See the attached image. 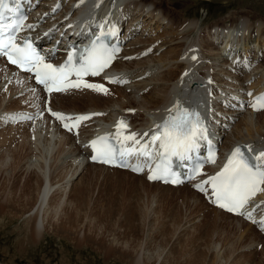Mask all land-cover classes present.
I'll use <instances>...</instances> for the list:
<instances>
[{
    "label": "rangeland",
    "instance_id": "1",
    "mask_svg": "<svg viewBox=\"0 0 264 264\" xmlns=\"http://www.w3.org/2000/svg\"><path fill=\"white\" fill-rule=\"evenodd\" d=\"M119 2H123V0H119ZM155 7L157 8L156 19L163 13L172 22V25L168 26L169 28L165 29L161 24L155 28L154 36H160L163 42L160 43L162 45L157 54L151 57H148L150 54L147 56L149 60H153L154 57L153 61L155 62L149 61L150 64H146L150 67L151 64L157 63V73H161L165 69H173L172 63L183 61L181 54L188 45V48L191 47L190 43H196L202 54L210 53L212 55H208L210 58H216V52L212 48L215 47L214 49L217 51V48L222 47L223 42L216 39L214 33L216 28L213 32H209L210 40H214L215 43L211 44L212 47L209 46V40H206V35H204L206 27L218 25L221 26L218 27L219 29L226 24L241 23L249 27V31L250 28H260L264 34V0H147V11ZM149 19L153 18L149 17ZM155 25L156 23L151 25V28ZM177 41H181V45L178 46L176 43L177 45L171 46V43ZM260 44L262 45L259 48L256 46L254 50L257 55H259L258 50L264 47L263 43L260 42ZM170 49L171 53H165ZM176 53H180L181 60L174 59ZM248 53L252 54V50ZM259 56L264 57V52ZM112 95L114 97L111 98L117 97L116 89ZM72 97L74 98V96ZM97 97L100 98L99 100L95 99L97 102L108 98L99 96V94ZM70 99L67 100L71 106L79 108L78 104L85 105L77 102L74 105L75 101L72 102ZM95 100L93 102H96ZM16 105L12 104L11 107L14 108ZM255 115L248 116L252 118L249 120V129L242 128V133L247 136L248 131L253 130L251 133L255 138L260 139L262 138L259 131L260 121ZM243 116L246 115H242L240 118ZM235 123L226 136H233L232 130L235 129ZM18 126L24 128L25 138L14 142L15 144H11L13 143L11 140L15 139L14 133L0 132V198L13 195L19 199L14 203L15 207H5L6 216L5 214L1 215L0 212V264H175L176 262L173 260L178 261L177 264H189L185 260L195 253L202 256L204 264H230L232 259L238 262L243 259L246 262L240 264H251L250 262L254 263L260 259L262 243L259 244L261 248H256L255 244L252 248L248 246L240 248V250L256 251L255 255H252L251 261H249V254H243L240 258L236 256L237 253L239 254V250L228 253L234 245H232V241H227V238L233 237L234 240L238 233L233 235L222 233L221 235L216 232L212 225L214 212L209 209L207 211L202 204H199V210L194 208L195 211L191 213L190 209L186 207L183 195L181 196V190H187L185 187L179 188L180 190L176 189L177 191H166L162 188L145 185L133 188L131 186L133 178L129 177L128 180L127 175L117 176L118 173L110 172L109 175L106 174V177L103 171L81 167L78 174L71 180L72 182L67 184L66 191L60 192L58 186L65 180L66 172L74 168L73 160L71 162L69 159L72 158V154L68 153V149L58 145L54 149L49 148L47 146L49 137L43 131L42 134H44L40 138L43 144L40 145L41 150L39 145L37 150L32 143L33 138L28 135H31L32 132V130L29 131L30 124ZM52 129L54 130V128ZM263 131L261 129L262 141L264 140ZM42 137L44 138L42 139ZM44 142L47 143L44 144ZM45 153L47 154L46 160L50 165L48 168L50 181L57 185L56 188L54 187L51 199L47 200L48 203L46 202L44 205L45 208L48 206L50 208L48 214L43 212L45 214L43 234L34 240L35 242H31L32 239L29 240L28 233L32 227L31 218L33 215L30 216L27 209L36 202L39 188L42 185V177L41 173L33 167L27 168V164L29 161L35 160L42 162V158H46L43 156ZM95 172H99L100 176L98 173L95 177L89 179L86 177L87 174L91 175ZM23 194L25 195L23 196ZM59 196L61 198L58 200ZM58 203L60 209L57 210V216L50 218L54 212L50 211L51 207ZM59 213L61 214L58 215ZM204 213H210V215L206 214L203 217ZM67 215L70 217L69 220L65 218ZM225 222L226 220L223 218L220 220V224L225 226H223L224 229L228 227ZM125 245L127 248L124 247ZM109 248L110 251H108ZM249 250L245 252H249ZM261 260L263 261V259Z\"/></svg>",
    "mask_w": 264,
    "mask_h": 264
},
{
    "label": "snow or ice",
    "instance_id": "2",
    "mask_svg": "<svg viewBox=\"0 0 264 264\" xmlns=\"http://www.w3.org/2000/svg\"><path fill=\"white\" fill-rule=\"evenodd\" d=\"M102 2L103 0H97L95 7L98 8ZM82 3L84 0H78L76 7ZM59 6L57 4L56 7ZM55 10L54 8L53 11ZM19 11L20 0H0V56L7 58L9 63L16 65L23 72L34 74L36 83L42 85L44 91L48 93L90 89L104 95L109 94V89L104 84L89 83L84 79L86 76H99L111 66L116 52L119 51L104 43L107 36L116 35L114 25L105 31L107 18L104 23L98 25L100 34L89 47L78 56L76 49L69 51L67 59L57 66L46 62L45 57L36 51L29 39L24 38L22 42H17L18 33L22 30L25 19L23 16L16 18ZM27 27L32 28L33 25L29 24ZM192 59L196 60L197 57L192 56ZM106 79L113 84L129 82L121 77H106ZM17 83L24 84V81L17 80ZM208 83H212L211 79ZM31 91L35 97L36 90ZM248 95L252 96V93L249 92ZM250 106L254 111L264 110V93L256 96L250 102ZM45 110L56 120L63 122L62 126L69 132L76 129L77 135L81 122L90 120L92 116L104 115L89 113L73 116L53 111L50 107ZM168 112L169 115L161 123L153 126L151 134L127 132L129 127L127 122L123 118L119 119L115 125L114 135L107 133L98 136L86 145L92 149L90 159L105 165L130 168L133 172H143L147 167L149 172L147 178L150 181L181 183L182 180L171 166L172 160L187 162L192 159V154L201 147L202 142L211 144L209 129L199 111L182 107L178 100ZM38 115L42 117L43 111ZM25 119L32 120L34 117L23 114H8L0 117V120L5 122ZM208 159L215 163L214 153H210ZM157 160L159 162L152 167V162ZM198 172L199 165L193 168L194 174ZM204 185L211 186L213 203L219 208L244 216L253 223L258 222L264 228V217L257 221L253 215L254 210H245L257 193H264L262 187L264 186V151L252 154L251 145L236 146L220 171L195 184L194 187L205 192Z\"/></svg>",
    "mask_w": 264,
    "mask_h": 264
},
{
    "label": "bare ground",
    "instance_id": "3",
    "mask_svg": "<svg viewBox=\"0 0 264 264\" xmlns=\"http://www.w3.org/2000/svg\"><path fill=\"white\" fill-rule=\"evenodd\" d=\"M109 1L110 0H105L102 3L103 4H109ZM125 1L126 0H123V2H125ZM130 2H132V4H136V5L140 6V8L137 7V9H136V10H138L137 11V15H139V16L141 14H145V15H149V16L151 15L152 16L153 13L156 12V10H157V8L155 7V8H151L150 10L147 11V0H130ZM119 8H121V6ZM162 15L164 16L163 13L161 14V16ZM161 16H159V19H158L159 21L164 19V17H161ZM152 18L154 19L155 17L152 16ZM224 26L226 27V29H225ZM224 26L222 28H219V29L217 28L214 31L216 39H218L219 41L223 42L222 47L221 48L219 47L220 49L217 48V46H216L217 51H218L216 58L221 56V53H223V55L225 56V59L229 63H232L237 56H240V51L248 52V51L252 50V53L254 54V57H255L254 60L255 61H259L261 63V65H264V57L257 55V53H254V50H255L256 46H258V48H259L262 45V44H260V42L264 44V36H262V32L263 31L260 28H257V29L254 28L251 31H249V29H248L249 27H247V26H245L244 24H241V23L237 24V25L226 24ZM239 33H242V35H239ZM177 38H179V37H177ZM185 40H187V38ZM168 42H170V41H168ZM182 42L185 44L184 41H182ZM176 43L178 44V46L181 45V41H177V42L171 43V46L173 44L177 45ZM195 44H191L190 45L191 47L188 48L185 52L188 54L189 51L191 49H193L195 51V55H196L198 52H197V46ZM211 44L212 45L215 44L214 40L211 41ZM161 45L162 44H160L158 46V49H160ZM136 50H137L138 53H141V50H138L136 48L129 50V53H132V52H134ZM171 52H172L171 49L165 51V53H171ZM187 54H184V56H182L183 59H184L183 61L182 60L181 61H176V60H178V58L180 56V53H176V55L174 56V59H176L175 60L176 62L171 64V66L172 65L174 66L173 69H165V70L161 71V73H159V75L156 76V77L152 76V77L144 78L143 75L148 70H145V66H141V68H139L135 72V74L138 73L139 75H135L133 77H130L129 80H128L129 82L126 83L124 86H120V87H118V86L113 87L112 86L118 92L117 97H115V98L108 97L105 100H103L104 102L102 101L103 103L100 102V101L97 102V100H95L96 98L98 100L100 99V98L97 97L98 94H99L97 92H92L90 90H82V91H80V90H69L68 92H65V93L53 94L52 95V105L55 108H61V109L67 110V112H78V111H84V110H94L95 111L94 113H103L104 114V115H96L95 116L98 121L100 119H102L103 121H111L112 123L114 122L117 114L123 113L127 109L135 108L136 109L135 113L133 115H130L131 122H132V125H133V129H135V130H146V128H147L148 130H150L151 127L153 129V126L156 125V122L161 120V119L164 120L165 117L169 113L168 112V107L171 104L170 103V98H171V94H172L171 90L174 89L177 92L176 95L178 97V101L180 103H182V102H184L183 95H179V94H182V91H181L182 84L183 83L190 84V83H193V82H199V79L198 78H194V77H196L194 75L202 73L203 70L202 71L198 70L197 72H195L196 70L194 68L192 70V72L191 71H186V73L189 74V77L183 76V74L181 76H179L180 72H182L185 68H187V66H186V61L188 59V55ZM165 58H166V56H165ZM211 59H215V58H211ZM153 60H154V57H153ZM153 60H151V59L149 60L147 58L145 60L135 61V62L133 60L126 61V62H121L120 61V62L115 63L114 66L117 68L118 71L123 70L124 72H126V69L130 68L132 65H142V64L149 63V61H153ZM172 61H173V59H172ZM153 62H155V61H153ZM177 62H179V63H177ZM207 68L209 70L210 68H214V67L213 66H208ZM23 76H24L23 74L18 75L16 77L15 82L17 83V80H21V78H23ZM138 77H140V79H138ZM257 77H258L257 80L261 79V77H259V76H257ZM23 81L26 82L25 79H23ZM242 81H244V79H242ZM36 94L37 95L35 97L33 96V94H25V98L27 97V99L29 101H31V102L34 101V102H36V104L40 103L41 95L38 92H36ZM72 96H74V98ZM99 96H100V94H99ZM3 98L5 99L6 97H3ZM69 98H71V99L73 98L72 102L75 101L74 105L77 102V103L85 104L84 107L83 108H76L74 106H70V107L57 106L56 102L58 100L63 102L64 100H67V99L69 100ZM71 99H70V101H71ZM94 100L96 102H93ZM0 102H1V104H0V106H1L2 105V99L1 98H0ZM17 103H18V99L11 100L10 102L6 103V107H11L12 104H17ZM29 104H30V102L27 104V106H29ZM17 110L18 109H15V108H6V109L0 108V117L6 116L7 113L13 112V111H17ZM234 112L235 111H232L231 114H236ZM253 115H255V114L246 115V116H243V118L238 117V119L240 118V120L237 123H235V129H233L234 131L232 130L233 136H231V135L230 136H225L223 144L224 145L229 144L231 146V144L236 142V141L248 140V141H251V143L254 146H256V147L264 146V140L262 141L263 134L261 133V129L264 130V117H263L264 116V111L259 112V113H257L255 115V117L257 119H259V121H260L259 122L260 123L259 124V126H260L259 127V131H260V134L262 135V138H260V139L259 138H255V136L251 133V132H253V130L252 131L251 130L248 131V135L247 136L242 133V130H243L242 128L245 127L247 129H249V125H250L249 120L252 119V118H249V117H253ZM3 122H5V121L0 120V124H3ZM135 122H137V123L135 124ZM17 125H23V124H17ZM37 125L38 126L36 128L35 127L32 128V132L30 131L31 135L28 134L29 136H31L33 138V142H32V140H31V142L35 145L36 149L38 147H39V149L41 148L40 145H42L43 142L40 140V138H41V135H43L45 133V134H47L46 136L49 137V140L47 141L48 143L46 142L47 146L49 148L52 147V149H54L55 146L58 145V146L63 147L64 149L70 150L71 152H72V150L70 148H72L74 150V152L77 151V156L75 158H74L73 154L71 156L72 160H73L74 168L72 170H70V171L68 170L66 172V174L64 176L65 180L62 183H60V185L58 186V189H60L59 190L60 192H65L66 188H67V184L71 183L72 182L71 180L76 176V174H78V171L81 170V167L83 165L82 163H84L83 156H82L84 148H82V145L80 143H78V144L75 143L76 138H72L70 136L67 137L65 135L57 136L56 131L53 130L52 128L50 130H42V128H45V127L43 126V123H41L40 121L37 122ZM93 126H95V124L91 125L90 129L96 128V127H93ZM252 126H253V124H252ZM88 127H90V126H88ZM90 129H88V130L84 129L83 133L88 132ZM131 129H132V127H131ZM42 131L44 132L43 134H42ZM47 137H46V139H47ZM32 138H30V139H32ZM43 138L44 137H42V139ZM78 138H80V137H78ZM2 141H4V140H2ZM46 143L44 142V144H46ZM43 147H44V145H43ZM30 148H31V146H30ZM44 150H43V152H44ZM46 152H47V150H46ZM38 153H37V156L39 155ZM45 154L43 155L44 157L47 156V154L46 155ZM39 157H41V156H39ZM46 159H47V157L45 159L42 158V162L39 161V160L29 161V163L27 164V168L28 167H33L34 169L39 171V173H41V177H42V185L39 188L36 202L33 204V206L31 208L27 209L29 211L28 213L30 214V216L33 215L32 218H31L32 219V227H31V230L29 231L30 233H28L29 234V236H28L29 240L32 239V241L30 240L31 242H33L34 240H37L38 237H40V235L43 234V229H44L43 220H44V215H45L43 212L48 214V209L50 208L49 206L45 208L44 205H46V202L48 203L47 200L51 199V195H52V192L54 190V187L57 185V184L54 185L50 181V178H49V176H50L49 173L50 172L48 170V168H50L49 167L50 165H49V162H47ZM85 165H87V166H85V169H86V167H89V168L98 169V170H100V172L101 171L105 172V176L106 177H107L106 174L109 175L110 172H113V173H116V174L118 173L117 176H119L120 174L121 175L122 174L123 175H127L128 178L127 177L126 178L128 180H129V177L133 178V181L130 179V181H132L131 186L133 188H137L138 186H141V185H145V186H148V187H156V188H160V189L162 188V189H165L166 191H177L176 189L181 188V187H172V186H169V185H166V186L165 185H160L158 183H150V182L145 180L144 176L132 174V173H130L128 171H125V170H120V169H116V168L110 169V168L103 167L102 165L93 164V163H86ZM98 173H96V172L95 173H91V175L87 174L86 177L89 179L91 177H95V175H97ZM99 176H100V173H99ZM138 180H140L141 182L139 183ZM64 182L66 184H63ZM123 183H125L124 180H123ZM127 183H128V181H127ZM185 188H187V187H185ZM146 191H148V190H146ZM181 191H182L181 196L183 195V197L185 199L186 207L188 209H190L191 213H193L195 211L194 208L197 209L198 206H200L202 204L201 203L202 199H200L198 194H196L194 191H192V190L189 191L188 188H187V190H181ZM26 194H27V192H26ZM24 195L25 194H23V196ZM17 198H18L17 196H13V195L4 196V197L1 196V198H0V212L2 213L1 215L5 214V216H6V214H7V212L5 213V207L6 206H11V207L14 206L15 207L14 203L19 201V199H17ZM60 198L61 197L59 196L58 200ZM23 199H25V198H23ZM18 206H19V204H18ZM58 209H60L59 208V203H58V205H55L54 207H51L50 211L52 210L54 212H53V214L51 215L50 218H54L55 217V215L58 213V211H57ZM198 210H199V208H198ZM211 211L214 212V218L212 220V225L215 228L214 230L216 232H219V234L221 233V235H222V233L224 235L225 234L233 235L234 233H238L237 238H235L234 240H233V237L232 238H230V237L227 238V241H230V242L232 241V245H234V247L230 248V251H228V253H230V252L232 253L233 251L239 250V254L237 253L236 256H238L240 258V256L243 255V254H249L248 255L249 256V261H251L252 255H255L256 251L251 252L252 250H249V249L240 250V248H242V247L243 248H245V247L247 248V246L249 248H252V246L254 244H255V246H257L258 244L262 243L263 244V248L261 249L262 251H261V254H260L261 255L260 259L258 261H256V262H254V263L253 262H250V263L251 264H264V237L259 235L258 232L255 231L254 228H252L249 223L241 221L237 217L231 216V215H229L227 213H224L222 211H219L218 209L213 208V207L211 208ZM191 213H190V215H191ZM210 213H204L203 217L206 216V214L210 215ZM8 214L10 215L9 211H8ZM12 214H14V213H12ZM60 214L61 213H59L58 215H60ZM65 218L68 219V220L70 219L69 215H67V217H65ZM222 218L226 220L225 223L228 225V227L226 229H224V227H225L224 225H223L224 226L223 227L222 224H220V220ZM77 221H76V223H77ZM257 242H258V244H256ZM124 247L127 248L126 245ZM260 248H261V246H260ZM248 250H249V252H245V251H248ZM108 251H110V248H109ZM228 253L225 252V254H227V255H228ZM177 257H176V259H177ZM214 257L216 258L217 256L215 255ZM261 259H263V261ZM185 261H188L189 264H204L202 256L198 255L197 253H195L194 255H190ZM244 261L245 260L242 259V260H240L238 262L236 260L233 261V259H232L230 264H233V263L240 264V263H242ZM173 262H176L175 264L179 263L176 260H173Z\"/></svg>",
    "mask_w": 264,
    "mask_h": 264
}]
</instances>
